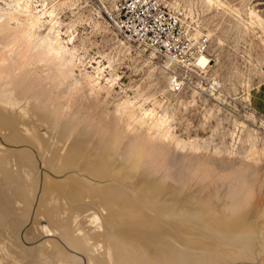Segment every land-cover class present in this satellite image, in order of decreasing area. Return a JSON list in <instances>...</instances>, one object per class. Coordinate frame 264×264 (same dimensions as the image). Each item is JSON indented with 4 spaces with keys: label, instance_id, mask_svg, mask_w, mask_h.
<instances>
[{
    "label": "bare ground",
    "instance_id": "bare-ground-1",
    "mask_svg": "<svg viewBox=\"0 0 264 264\" xmlns=\"http://www.w3.org/2000/svg\"><path fill=\"white\" fill-rule=\"evenodd\" d=\"M170 5L186 11L179 0ZM9 8L0 7V136L9 144L35 147L47 172L40 179L33 153L0 143V264H16L36 252L21 238L35 210L39 215L25 240L39 235L38 217L48 211L50 229L63 240L41 245L35 264H82L69 250L88 264H264V179L250 162L187 150L165 110L129 99L119 104V118L103 124L91 99L105 92L111 101L116 91L115 85L100 84L101 66L71 85L69 94H52L48 74H55L59 88L79 71L73 39L63 38L53 11L32 0H16ZM164 57L172 91L191 73L209 78L213 68L205 53L185 67ZM11 194L17 198L11 201ZM169 219L200 231L193 238L190 228L185 243L173 235L181 240L176 242L167 230L171 224L161 225ZM101 220L102 231L95 234Z\"/></svg>",
    "mask_w": 264,
    "mask_h": 264
},
{
    "label": "rangeland",
    "instance_id": "rangeland-1",
    "mask_svg": "<svg viewBox=\"0 0 264 264\" xmlns=\"http://www.w3.org/2000/svg\"><path fill=\"white\" fill-rule=\"evenodd\" d=\"M14 1L0 0L1 9H10ZM32 1L39 9L47 8L55 13L63 38L73 39L72 47L76 49L73 62L80 67L76 71V78L59 88H55L59 84L55 74H48L46 81L53 86L52 94H69L71 85L77 81L83 83L86 73L95 75L96 68L101 66L105 69V75L100 84L108 88L115 85L116 91V97L111 101L106 99L105 92L98 99H91L89 106L99 108L103 124L119 118V104L128 99L138 105L143 104L145 108L165 110L171 130L182 147L187 150L193 147L200 152L204 149L205 152H202L207 156L219 159H246L264 179V0H213L214 4L206 0H179L186 9L181 12L172 9L171 0H160L170 11L182 15V25L190 38L197 35V40L202 38L208 41L204 53L213 60L209 78L191 73L189 79H185L174 91L169 88L172 74L166 71L167 58L159 54L154 57L151 50L129 42L110 20L116 17L118 8L128 0ZM101 6L106 11H101ZM103 12L109 17H105ZM44 33H47V29H44ZM214 83L220 84L219 87ZM80 96H83V92ZM122 124L119 123V128L124 126ZM0 143L8 150L26 149L33 153L40 179L44 178L47 170L35 147L9 144L2 136ZM141 177L144 178L143 175ZM28 191L31 189L28 188ZM11 195V201L17 198L15 194ZM174 212L173 216L176 215ZM48 213L44 215L41 212L42 215L38 217L39 235L26 241L25 231L31 228L32 220L39 215L37 210L31 213L30 221L21 231V238L28 251L36 248L37 253L30 251L26 259L16 264H35L41 245L47 241L63 242L56 228L50 229ZM166 221L170 222L167 224ZM166 221L161 225L167 229L171 224V228L167 229L168 233H172L170 237L176 234L183 236L184 241L173 236L178 242H186L190 228H193L190 230L193 238L200 231L198 226L194 228L189 222ZM102 226V220L92 226L95 234L102 231ZM98 247L102 248V245L98 244ZM20 252L26 253L25 250ZM69 253L81 258L82 264H88L81 253L72 250Z\"/></svg>",
    "mask_w": 264,
    "mask_h": 264
},
{
    "label": "built area",
    "instance_id": "built-area-1",
    "mask_svg": "<svg viewBox=\"0 0 264 264\" xmlns=\"http://www.w3.org/2000/svg\"><path fill=\"white\" fill-rule=\"evenodd\" d=\"M116 14L117 29L129 42L172 56L182 67L204 53L208 41L190 38L180 23L182 15L171 12L160 0H128Z\"/></svg>",
    "mask_w": 264,
    "mask_h": 264
}]
</instances>
